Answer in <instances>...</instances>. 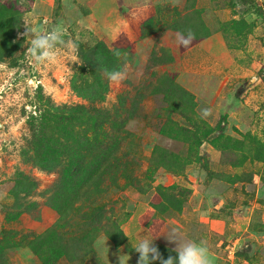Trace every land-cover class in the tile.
I'll return each instance as SVG.
<instances>
[{
    "label": "rangeland",
    "instance_id": "374dc122",
    "mask_svg": "<svg viewBox=\"0 0 264 264\" xmlns=\"http://www.w3.org/2000/svg\"><path fill=\"white\" fill-rule=\"evenodd\" d=\"M26 27L76 48L36 63ZM147 228L264 264V0H0V264H137Z\"/></svg>",
    "mask_w": 264,
    "mask_h": 264
},
{
    "label": "clouds",
    "instance_id": "9594fccd",
    "mask_svg": "<svg viewBox=\"0 0 264 264\" xmlns=\"http://www.w3.org/2000/svg\"><path fill=\"white\" fill-rule=\"evenodd\" d=\"M22 35L28 40V46L24 54L36 63L55 60L58 47L61 45L73 49L76 48L75 43L71 41L65 42L62 30L57 27L42 31L26 27V31ZM175 39L180 46L188 47L195 39V33L191 30L186 32L177 31ZM116 55H120V53L117 51ZM105 74L113 82H120L126 76L123 70L105 69ZM208 111L204 110V115H207ZM150 232L149 228L145 229L144 234L134 247V250L139 254L137 264H153V261L157 260L160 264H212L209 251L202 242L183 239L175 228L171 229L170 233L166 234V237L169 242L175 245L174 251L176 255H169L164 258L154 243V235L150 234ZM119 262L122 264L120 258Z\"/></svg>",
    "mask_w": 264,
    "mask_h": 264
},
{
    "label": "trees",
    "instance_id": "16d2710c",
    "mask_svg": "<svg viewBox=\"0 0 264 264\" xmlns=\"http://www.w3.org/2000/svg\"><path fill=\"white\" fill-rule=\"evenodd\" d=\"M81 110H83V109H81ZM98 114L99 113H97V115ZM94 121L95 122L97 121V117H94ZM33 127H34L33 131L36 132L37 131L36 129H40V123H38L37 125H35ZM53 145H54V143H53ZM53 145H50V147H49V142L46 143L44 141L43 142L41 141L40 147H37L35 145V150H38L37 153L40 152L41 150L43 151V155L46 153L44 155V157L39 158L37 160H34L36 165H38L39 167H41L43 169H47V168H50L51 164H53L54 162L55 163L58 162L57 159L54 158V156L58 155V153H59V148L58 147H60V144L56 143L54 145V146H56L55 148H53L54 147ZM69 164H71V165L64 169V176H63V179H62V183H65L69 179V177H70V175H71V173L73 171H75V172L70 177V180H72V177H75V176L78 177L82 173V170H80L78 162L77 163H73L72 161H70ZM100 168H101V163H96L95 162L92 165L91 169H85V170H83V173H91V172L95 173V172H98L100 170ZM19 181L21 182V180H19Z\"/></svg>",
    "mask_w": 264,
    "mask_h": 264
}]
</instances>
